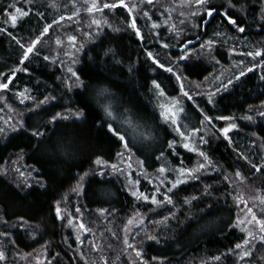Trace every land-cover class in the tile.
Returning a JSON list of instances; mask_svg holds the SVG:
<instances>
[{
  "label": "trees",
  "instance_id": "trees-1",
  "mask_svg": "<svg viewBox=\"0 0 264 264\" xmlns=\"http://www.w3.org/2000/svg\"><path fill=\"white\" fill-rule=\"evenodd\" d=\"M178 1L125 0L130 7L136 5L129 15L123 7L89 14L85 0H0V29H4L0 31V72L6 73L0 82L9 84L0 89L5 103V108L0 107V127L25 119L28 127L27 132L18 127L7 136L0 134V233H7L0 235V252L4 254L0 264H98L91 253L94 240L100 243L99 256L104 255L106 264H142V260L147 264H264V242L256 238L259 226L247 223L251 217L245 210L253 208L257 218L264 220V202L257 199L264 197V118L255 115L264 110L259 107L264 101V80L260 79L264 65L245 71L261 60L246 53L260 50L264 54V0H233L232 9L226 7L228 0H210L219 9L211 17L189 0L181 13L175 10L169 19L168 6L172 3L176 7ZM115 2L98 0L101 6ZM13 5L29 13L16 25L5 23L6 15L14 12ZM193 12H199L203 19L192 17ZM224 13L233 16L245 31H237ZM93 19L101 24H92ZM133 19L143 39L129 27ZM153 24L158 27L153 28ZM46 25H51L49 31L40 36ZM69 36L75 40L69 41ZM37 37L40 41L33 53L21 64V45L28 46ZM186 40L195 42L191 46L184 43L179 50L178 45ZM208 41H214L213 47L201 49ZM187 47L188 58L179 60ZM146 52L165 68L172 67L184 86H209L207 91L215 93L213 103H208L206 94H196L186 86L185 92L194 100L184 97L176 76L154 64ZM68 68L76 71L87 87H71L75 78ZM12 69L18 70L8 81ZM219 71L221 79L211 81ZM240 72H244L242 77ZM229 80L232 84L221 89ZM161 90L163 96L159 95ZM21 93L31 99L19 102L15 96ZM176 95L197 120L193 128L199 132L189 141L197 151L183 148L179 135L160 117L161 104ZM45 97L55 99L41 106L46 111L35 108ZM103 105L118 106L120 112L134 107L138 125L147 122L156 141L142 148L145 160L130 152L133 146L129 139V149L124 150L115 137L99 127ZM79 111L83 116L76 119L72 113ZM201 111L213 117L211 124H201ZM57 112L69 115V119L49 123ZM246 114L253 120L243 119ZM217 116L232 119L217 120ZM228 123L236 127L225 140L219 129ZM37 126L48 135L31 136ZM162 129L170 132L169 140L176 141L172 149L164 142ZM199 136L207 143H199ZM199 151L211 163L197 179H188L173 190V204L157 207L137 199L132 195L133 184L121 170L127 154L134 158L132 165L147 174L163 166L168 175L175 176L181 166L192 169L204 161ZM97 157L106 164L97 165ZM151 167L155 169L147 170ZM38 180L45 186L40 187ZM138 187L146 194L151 191L145 180ZM190 197L196 199L184 203ZM136 213L142 222L135 223L132 231L127 221L137 219ZM74 220L85 225L86 243L84 238L77 240ZM249 231L253 236L243 250L252 254L241 259L234 246L242 243ZM128 244L140 251L141 257Z\"/></svg>",
  "mask_w": 264,
  "mask_h": 264
},
{
  "label": "snow or ice",
  "instance_id": "snow-or-ice-1",
  "mask_svg": "<svg viewBox=\"0 0 264 264\" xmlns=\"http://www.w3.org/2000/svg\"><path fill=\"white\" fill-rule=\"evenodd\" d=\"M25 2L30 3L31 0H25ZM151 2H152V0H148V3H151ZM195 5L201 9H203L204 13L209 17L213 16L216 12L219 11V9L216 5H213L210 3V0H195ZM73 7H75L74 4H73ZM117 7H123L125 9H128L129 15H131L132 8L136 7V5L133 4L130 7L127 3H125V0H117V2H115V3H104L101 6L98 3V0H91V3H88V0H85V10L89 14L99 13V12L103 11V9H115ZM226 7L229 9L234 8L235 5L233 3V0H228ZM12 8L14 9V12H13V14L6 15L5 23L10 21L12 23V25H16L18 19L29 15L28 12L23 11L19 7H15V5H13ZM77 11H79V9H77ZM76 14H77L76 12L73 13V15H76ZM144 15L147 16L148 13L145 12ZM182 15H183V13H182ZM224 15L227 17V21L230 25L237 26L236 27L237 31H239V32L245 31L244 27L238 26V21L233 16L228 15L227 13H224ZM191 16L192 17H200V19H203V17L200 16L199 12H193V13H191ZM262 18H264V17H262ZM61 19H63V17ZM69 19H71V17H69ZM53 23L55 24L56 21H53ZM92 24L100 25L101 20L93 19ZM50 27H51V25H46L44 27L43 31L40 33V36H44L45 33H47L49 31ZM129 27L135 31V35L138 39H143V36L141 35V31L137 28L135 19H133L131 21V23L129 24ZM152 27L156 28V27H158V25L153 24ZM0 31H4V29H0ZM67 39L69 41H74L75 37L69 36V37H67ZM39 41H40V37H37L36 39L31 40V43L28 46H25L23 44L21 45V47L24 49L23 55H22L21 60H20L21 64H23L25 62V60H27L29 58L30 54L33 53V51H34V49H35V47ZM17 43H19V41H17ZM57 43H59V41H57ZM184 43H190V41H182L178 46L183 48ZM213 44H214V41H208V42H206V44L201 45V49H204L205 47H207L210 50L213 47ZM162 46L167 48L170 45L163 44ZM146 55H147L148 59L152 60V62L154 64H157L160 68H163L166 72L172 73L173 75H175L177 81L181 80V76L177 75L174 72L172 67L165 68V66L163 64H159V62L155 59V57L153 56V54L151 52H146ZM246 55L251 56V57H261L260 64L253 63L251 68L245 69L246 72H251L253 69L258 68L261 65H264V54H262V52L260 50H256L255 52H248V53H246ZM187 58H188L187 50H185L184 55L178 56L179 60H185ZM44 59L47 60L48 57H45ZM74 63H75V61H74ZM17 70L18 69H12L11 75L7 76L8 81H11L13 79V77L16 75ZM24 70L26 71L27 69H24ZM67 71L69 73H71V77L75 78V83L71 84V87H80V86L87 87V85L83 84V81L81 80L80 76L77 75L76 71H73L72 68H68ZM5 75H6V73L0 72V76H5ZM243 75H244V72H240L239 76L242 77ZM236 79H239V77H236ZM260 79L264 80V75H261ZM152 83L156 89L161 88L160 84H158L155 80H153ZM231 84H232V80H229L228 84H222L221 85V89H226ZM8 87H9L8 83H0V89H7ZM105 91H107V90L106 89L102 90L101 95H103V92H105ZM219 91H220V89H217V92H219ZM181 92H182L184 97H187L189 100H194L193 96H190L188 92L183 91L182 85H181ZM159 95L163 96L164 92L161 90L159 92ZM213 95H215V93L209 94V98H208L209 104L213 103V100H212ZM24 99H31V97L25 96ZM54 99H55V97H45L43 100H40L38 104L35 105V108H40L41 111H46L45 109L41 108V106L47 104L49 102V100H54ZM21 103H23V100L21 101ZM259 107L264 109V101H261V104ZM161 108L163 110L160 112V117L163 119L164 122L168 123L169 126L172 127V130L177 135H179V137L181 138V141H182L181 146L188 151H197V149L190 147L189 141L193 136H195L199 132V129L193 128L191 130V132H186V131H183L181 126L178 125V116L181 112L184 111V109L179 106V102L173 101L170 106L166 107L165 105H161ZM34 110L35 109L30 110V111H34ZM101 110L104 113V118L100 119L98 121L99 127L101 129H106L108 134L115 137L117 139V141L119 143H121L122 148L124 150H128L130 142H128L126 139L127 131L125 130L124 132H121L120 128L115 126V122H116L117 118L119 117L122 124L131 125L133 122V119H134V116L132 114V110L131 109H124L123 112H120L118 106H113V105H103ZM72 115L76 119H80L83 116V112L82 111L75 112V113H72ZM201 115L203 117V119L201 120V124H203L205 121H207L209 124H211L213 117L204 114L202 111H201ZM255 115L258 117L264 118V110H257ZM61 119L67 120V119H69V115H63L62 116L61 113L57 112L55 115L51 116L49 123L56 122V121H59ZM215 119H217V120H231L232 118L231 117H224V116H217V117H215ZM243 119L251 121V120H253V116L246 114L243 117ZM7 123L8 122L6 121L5 124H7ZM18 127L20 129H23L25 132H27L28 127H27L26 119L23 122L17 121L15 124L9 125L7 127H0V134L7 136L10 132H13V133L16 132ZM235 127H236L235 123H229L227 125V127L219 129V132L221 134H223L225 140H228L229 131L231 129H234ZM30 135L33 137H46V135H48V134L39 131L38 126H37L34 130L31 131ZM198 140H199V143H201V144L207 143L204 136H199ZM175 144H176V141L173 139V140L168 141L167 146L169 149H172L175 146ZM116 155L121 156V153H117ZM161 155H163V153H161ZM198 155L203 158L205 163H200L197 167L192 168V169H187V168H184L183 166H181L180 168L175 170V173H176V179L175 180H168L167 175H165L166 169H165V167L161 166L160 168L157 169V172H158L159 177H160V181H159V184L155 187L154 191H152L149 194H145L143 192H139V193L133 192L132 195L135 196L137 199H143L145 202L150 201L151 204H153L157 207L162 206L164 204H173V199H172V195L174 194L173 190L176 189L179 185L186 183L188 181V179H197L198 178L197 174L205 169L206 164L211 163L209 161L208 156L204 152L199 151ZM242 158L247 159V157H242ZM95 163L97 165H101V164H106V161H102L100 157H97ZM252 167L256 168L257 171H261V168L257 165H252ZM112 168H113V170H115L116 166L112 165ZM102 172H103V168H101V173ZM21 175H23V173H21ZM235 175H236V177L239 178L240 172L237 171L235 173ZM225 179H228V177H225ZM81 180H83V177H81ZM37 183L40 185V187L45 186L44 183L39 181V180L37 181ZM79 186L80 185L78 184V187ZM24 187H28V185L25 184ZM73 191H76V189L74 188ZM205 191L207 192V188H205ZM228 195H231V193H228ZM158 196H162L163 199L162 200L158 199ZM195 199H196V197L186 198L184 203L188 204ZM257 199H260L262 202H264V197H257ZM236 202L240 203V198L237 197ZM245 204H247L246 201H245ZM247 214L250 215V217H251V219L247 223L251 224L254 222L255 225L259 226V235L256 238H258L262 242H264V220L258 219L257 215L253 211V208H251V207L247 208ZM56 216H57V218H60V216H61V209L59 207L56 208ZM136 216H137V219H135V220H133L132 218H129V220L127 221V225H132L134 223H141L142 219L140 218V214L136 213ZM164 219H167V218H164ZM161 222L162 221H156L155 223L159 224ZM68 224L69 225L72 224L71 219L68 220ZM79 228L82 230H86L85 225L83 223H81L79 225ZM0 235H7V233H0ZM252 236H253V233L251 231L247 232V235H246L245 239L242 241V243H238L234 246L236 250H240L239 255H240L241 259L243 257H247V256L252 254L249 250H243V246L249 244V238ZM147 239L155 240L156 237L148 236ZM77 240H79V236H77ZM125 243L127 244V240H125ZM127 246L129 248H132V251L136 253L137 257H141L140 251H138L136 248L132 247V245H130V244H128ZM93 248H95V245H93ZM230 251H231V249H230ZM3 258H4L3 252H0V259H3ZM152 259L155 260L156 257H153ZM215 259L218 260L219 257H216ZM142 264H147V262L142 260Z\"/></svg>",
  "mask_w": 264,
  "mask_h": 264
},
{
  "label": "rangeland",
  "instance_id": "rangeland-1",
  "mask_svg": "<svg viewBox=\"0 0 264 264\" xmlns=\"http://www.w3.org/2000/svg\"><path fill=\"white\" fill-rule=\"evenodd\" d=\"M188 1L189 0H185V1L179 0L178 1V5L176 7H174L173 4L170 3L169 6H168V8H170V11H168L169 19L172 18L173 14H176L177 13L175 10H178L179 13H181L182 12V9L187 5V2ZM8 23L9 24H12L10 21H8ZM186 41H188V40H186ZM189 46H191V45H189ZM178 48H179V50L182 49L179 46H178ZM189 49H190V47H187V48L183 49V51H184L183 54H185V50L188 51ZM196 51H197V49H196ZM220 71L217 73V75L215 77H212L211 76L210 80L213 81V79H215V78L221 79V72ZM0 83H2V82H0ZM226 84H228V83H226ZM181 85L184 86V84L181 83V80H180L179 81V88L180 89H181ZM185 86L188 87V88H190L191 91H193L194 93H196V94L204 93V94L207 95V98H209L210 92L207 91L209 89V86H207V85L204 86L203 83H195V84L185 83ZM185 86H184L183 91H186ZM27 95L28 94H26V93H24V94L23 93L16 94L15 98L19 102H21L23 100V103H24L27 100V99H24V97L27 96ZM0 98L2 100V102L0 103V107L1 108H5L4 95L3 96H0ZM173 101H178L179 102V106L184 109V111L181 112L179 114V116H178V122L182 126L186 127V129H189V132H191V128H193V126H195L197 124V120L193 117V115L190 112H188L185 109V106L183 107V105L181 104L182 101H181L180 98H177V95L176 96H173V97H168L167 99L164 100V102L161 105H165L167 107V106H170ZM122 109L123 110H121V112H123L124 109H131L132 112H133V110H135L134 107H126V108H122ZM119 111H120V108H119ZM227 125L224 126V127H227ZM115 126L118 127V128H120L121 132H124L125 130L127 131V137H126V139L127 140L129 139L132 142V146H133V148H132V150L130 152L135 157L142 158L143 160H145L146 159V156L143 155V154H146V153H145L144 150H142V148L143 147L150 146L152 144V142H155L156 141L155 135L152 132H150L149 129H148V127H147L148 126L147 125V122L145 121L141 125H138V122L134 118L131 125H129V124H122L121 123V120L118 117L117 120H116V122H115ZM162 130L164 132V142H167V144H168V140H169V137H170V132L168 130H164V129H162ZM190 147H192L191 144H190ZM139 152H141L142 155ZM132 160H134L133 156H132V159H130V155H127L126 154L125 155V165L123 166V168L121 170L124 171L125 175L127 176V180L130 183L133 184L134 192H138V193L139 192H143L138 187V184L140 183L141 180H145L146 182H149V184L151 186V191L149 192V193H151L152 191H154L155 187L159 184L160 177H159L158 172L153 173L151 175L150 174H147L146 172H143L141 169L135 168L136 165L135 164L132 165V162H133ZM202 163H205V161H202ZM206 167H208V164H206ZM153 169H155V168L154 167L147 168V170H153ZM165 175H167L168 180H175L176 179V174H175V176H173L174 174H172L170 176L167 173H165ZM144 193L146 194V192H144ZM158 199H159V196H158ZM245 210H247V208ZM74 222H75V227H76V231H77L76 232L77 236H79V238H82V239L84 238L85 243H86V236H85L86 230H82V229L79 228V225L82 222L80 220H74ZM206 222H209V221H206ZM133 226H135V223L132 224V225H130V230H132V231L134 230V227ZM93 245H95V248H93ZM99 246H100V243L98 241H95L94 240L91 243V251H92L91 253H92V255L95 258H97V259H95L93 257L98 262V264H106V260H105L104 255L100 259V256H99Z\"/></svg>",
  "mask_w": 264,
  "mask_h": 264
},
{
  "label": "water",
  "instance_id": "water-1",
  "mask_svg": "<svg viewBox=\"0 0 264 264\" xmlns=\"http://www.w3.org/2000/svg\"><path fill=\"white\" fill-rule=\"evenodd\" d=\"M195 40H190V43H186L185 46L193 45Z\"/></svg>",
  "mask_w": 264,
  "mask_h": 264
},
{
  "label": "bare ground",
  "instance_id": "bare-ground-1",
  "mask_svg": "<svg viewBox=\"0 0 264 264\" xmlns=\"http://www.w3.org/2000/svg\"><path fill=\"white\" fill-rule=\"evenodd\" d=\"M257 256V255H256ZM239 264V263H238Z\"/></svg>",
  "mask_w": 264,
  "mask_h": 264
}]
</instances>
